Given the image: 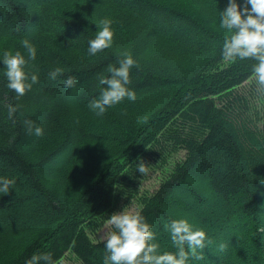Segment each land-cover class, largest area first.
<instances>
[{"label": "trees", "instance_id": "trees-1", "mask_svg": "<svg viewBox=\"0 0 264 264\" xmlns=\"http://www.w3.org/2000/svg\"><path fill=\"white\" fill-rule=\"evenodd\" d=\"M227 3L0 0V177L15 181L0 193V264L41 254L57 264L68 253L103 264L106 241L95 237L121 200L137 201L161 254L176 252L165 223L186 219L207 244L187 264H264V94L257 61L223 58ZM104 18L111 46L89 55ZM4 51H20L38 76L22 97L7 87ZM124 53L135 61L126 87L136 100L97 116L88 105L106 87L99 79ZM69 76L74 88L64 87ZM9 104L19 105L12 119ZM24 120L43 135H29ZM141 159L161 174L152 192L142 189Z\"/></svg>", "mask_w": 264, "mask_h": 264}, {"label": "clouds", "instance_id": "clouds-1", "mask_svg": "<svg viewBox=\"0 0 264 264\" xmlns=\"http://www.w3.org/2000/svg\"><path fill=\"white\" fill-rule=\"evenodd\" d=\"M219 20L220 29L229 33L225 36L222 47L224 60L235 61L239 58L257 61L253 65V77L257 91L264 94V0H243L242 6L237 0H228L226 8L219 13ZM111 25L112 21L108 18L99 21L95 38L88 42L89 55L94 56L111 46L114 35ZM21 45L27 52L28 60H35L36 47L28 39L22 40ZM123 56L118 61V67L109 65L107 71L111 74L110 77L101 76L99 79V84L106 87L101 88L99 97L88 105L97 116H103L107 108L121 103L125 98L133 102L136 100V93L126 87L131 82L129 74L135 61L128 53ZM2 61L6 66L7 87L16 93L17 98L31 91L33 85L39 82L36 74L25 72L27 60L20 51L14 54L4 51ZM63 72V68L57 67L49 72V78L55 80ZM75 86V77L69 76L64 87ZM7 107L8 118L12 119L19 105L14 107L9 104ZM23 124L29 135H43L42 127L35 126L31 120H24ZM136 167L142 175H147L148 167L142 159ZM14 183V180L0 177V193L8 195ZM107 223L112 230L105 236L106 254L103 256V264H187L190 257L195 260L203 259V250L207 246L205 232L194 228L186 219H174L165 223L164 228L170 232L176 252L163 254L159 252V245L153 242L155 234L150 230L151 226L138 211L123 210L114 213ZM225 248L226 245H219L220 251ZM41 262L54 264L50 254L33 255L25 264Z\"/></svg>", "mask_w": 264, "mask_h": 264}, {"label": "rangeland", "instance_id": "rangeland-1", "mask_svg": "<svg viewBox=\"0 0 264 264\" xmlns=\"http://www.w3.org/2000/svg\"><path fill=\"white\" fill-rule=\"evenodd\" d=\"M3 42L0 40V45ZM183 152L179 153L180 156H183L184 154H182ZM177 158V156H176ZM161 174L159 172V170L154 171L153 169L149 170L147 175H145L144 180H142V189L143 190H149L150 192L154 191L158 185L160 184V179H161ZM138 203L137 201H132L130 203H125L122 200L118 203L117 206H115L114 211L112 214L117 213V212H121L123 210L126 211H136V209L138 208ZM108 220L105 221L103 223V225L101 226V228H99L98 232H97V236L95 238L97 239H103L105 238L106 234L108 231L111 230V226L108 225ZM79 259L74 256L71 253H68L65 258L61 261H59L57 264H82L81 261H78Z\"/></svg>", "mask_w": 264, "mask_h": 264}]
</instances>
